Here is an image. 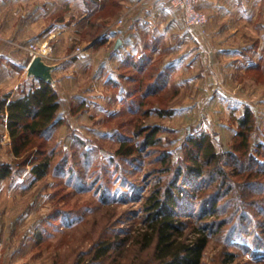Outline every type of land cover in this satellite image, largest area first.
Segmentation results:
<instances>
[{
  "label": "rangeland",
  "instance_id": "1",
  "mask_svg": "<svg viewBox=\"0 0 264 264\" xmlns=\"http://www.w3.org/2000/svg\"><path fill=\"white\" fill-rule=\"evenodd\" d=\"M124 3L1 0L0 100L35 84L28 75L31 44L51 49L50 58L41 57L63 67V86L54 78L62 123L48 147L32 149L23 167L0 116V165H15L0 182V264H149L152 249L128 248L132 242L122 240L142 227L144 200L165 167L160 159L165 153L173 158L171 174L163 176L171 182L185 163L189 138L209 135L216 151L226 153L242 141L241 130L248 132L251 155L263 169L251 177L258 186L248 183L244 190L247 175L235 176L226 159L224 168L232 181H244L245 206L263 235L264 206L250 203L264 200V148L258 147L264 143V0H245L240 21L220 24L216 34L207 25L188 32L181 11L169 2L168 33L161 29L153 35L157 40L122 52L111 36L123 28L115 22ZM158 79L161 88L153 86L157 91L148 96ZM155 129L153 146L128 160L116 156L123 141L141 143ZM46 159L51 168L38 177L33 165ZM210 189L194 199L186 196L190 204L182 216L192 225L213 223L221 230L211 235L202 264H264L254 226H237L241 211L233 218L227 197L199 219ZM107 241L114 249L97 259L99 244Z\"/></svg>",
  "mask_w": 264,
  "mask_h": 264
},
{
  "label": "trees",
  "instance_id": "2",
  "mask_svg": "<svg viewBox=\"0 0 264 264\" xmlns=\"http://www.w3.org/2000/svg\"><path fill=\"white\" fill-rule=\"evenodd\" d=\"M160 80H156V83L148 89V96L157 91H154V87L160 84ZM9 98L7 95L0 100V116L6 119V126L13 144L12 151L14 156L19 159L16 161L17 165L23 167L29 163L32 155L30 151L38 148L36 153L43 152L42 150L48 147L55 129L61 125V97L54 85L35 79V84L29 91L22 90L15 94L11 100ZM246 119L243 121L242 127L247 125V123L244 124ZM142 134V130L138 131L137 137L140 138ZM157 134V129L153 130L141 143L131 141V139L123 141L116 156L128 160L140 155L156 143L155 136ZM239 137L242 138V141L235 146L234 150L226 153L216 151L209 135L189 138L185 163L178 167L175 179L171 182L168 180L165 182L163 177L164 174H171L173 163L172 156L165 153L160 159L165 167L157 171L159 177L156 185L143 203L145 217L142 227L138 229L136 235L133 234L132 237L122 240L123 242H132L128 248L138 246L143 251L152 249L151 260H148L151 264H202L211 235L219 233L221 230L219 231L218 224L214 228L213 223L211 225L203 223L192 225L182 216L187 214L186 208L189 199L186 196L194 199L199 191H206L210 188L213 194L204 204L199 219H207L209 217L208 208H211L210 213H214L221 199L227 197L228 204L233 205V211H231L234 214L233 218L238 214L237 212L241 211V214L238 215L237 226L249 221L250 225L254 226V236L258 242L256 248H264V223L260 224L263 233L261 236L257 234L258 227H256L253 217H249L251 213L245 206L246 195L241 191L242 184L246 183L244 190L248 183L255 184L256 181L251 177L258 176L259 170L263 169L251 155L248 132L241 130L237 140ZM258 147L264 148V143H260ZM260 148L258 149L260 150ZM224 159H226V163L234 166L235 176L247 175L248 180L245 183L244 181H242L243 183L232 181L224 168ZM22 160L25 161L22 162ZM14 166V164L0 165V182L13 174ZM50 168V160L46 159L41 163L34 164L32 171L38 177H42L48 173ZM182 177L184 179L180 184ZM202 184H205L204 188H199ZM186 185L193 187L194 192L188 194V191L183 189V186ZM257 186L256 182L254 187ZM248 193L247 191V195ZM250 204L254 208L261 209L262 205L264 206V200L255 203L257 205H253V202ZM211 216L212 214H210ZM113 249V242L107 241L99 244L97 259L106 258ZM228 257L230 261L234 260L233 254Z\"/></svg>",
  "mask_w": 264,
  "mask_h": 264
},
{
  "label": "crops",
  "instance_id": "3",
  "mask_svg": "<svg viewBox=\"0 0 264 264\" xmlns=\"http://www.w3.org/2000/svg\"><path fill=\"white\" fill-rule=\"evenodd\" d=\"M124 5L125 11L124 14H122L125 16L124 25H122L123 28L121 32H118L116 35L112 33L111 36V39L115 40V42L118 39H122L124 47L122 52L131 49L140 50V46H133V43H147L149 38H155L154 40H157V35H153L161 29L164 30L165 33H168L170 26L166 25L165 19L166 21L171 20L169 19L171 18L169 0H125ZM244 8L245 0H203L201 9L209 16V22L206 26L207 31L216 34L221 31L220 24H231L232 20H236L238 23L240 21V13L244 11H242ZM112 40L109 41V43H112ZM62 69L63 67L56 66L53 71V76L60 86H63V82L60 80L61 75L59 74Z\"/></svg>",
  "mask_w": 264,
  "mask_h": 264
},
{
  "label": "built area",
  "instance_id": "4",
  "mask_svg": "<svg viewBox=\"0 0 264 264\" xmlns=\"http://www.w3.org/2000/svg\"><path fill=\"white\" fill-rule=\"evenodd\" d=\"M203 0H169L173 7L181 11L185 28L188 32L192 31L199 27H204L209 22V16L205 11L201 9ZM125 16H122L120 19L116 20L115 26L120 27L124 23ZM30 56L34 59L37 56H42L45 58H50L51 49L48 48L46 44L39 47L37 44H31L28 48ZM81 49H78V52Z\"/></svg>",
  "mask_w": 264,
  "mask_h": 264
},
{
  "label": "water",
  "instance_id": "5",
  "mask_svg": "<svg viewBox=\"0 0 264 264\" xmlns=\"http://www.w3.org/2000/svg\"><path fill=\"white\" fill-rule=\"evenodd\" d=\"M123 45L122 39L116 42V49ZM56 66L47 64L41 56L35 57L28 66V75L38 80L54 83L53 71Z\"/></svg>",
  "mask_w": 264,
  "mask_h": 264
}]
</instances>
